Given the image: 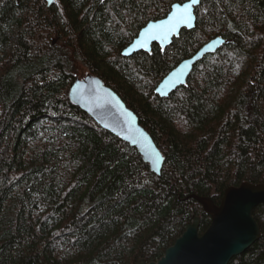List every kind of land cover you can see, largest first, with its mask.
I'll return each instance as SVG.
<instances>
[{"label": "trees", "instance_id": "obj_1", "mask_svg": "<svg viewBox=\"0 0 264 264\" xmlns=\"http://www.w3.org/2000/svg\"><path fill=\"white\" fill-rule=\"evenodd\" d=\"M185 0H0V264H137L160 258L201 215L191 193L219 203L264 182V0H202L196 26L172 43L122 50ZM168 96L156 87L215 36ZM92 73L139 116L164 156L161 175L135 146L70 96ZM261 236L228 264H264Z\"/></svg>", "mask_w": 264, "mask_h": 264}, {"label": "water", "instance_id": "obj_2", "mask_svg": "<svg viewBox=\"0 0 264 264\" xmlns=\"http://www.w3.org/2000/svg\"><path fill=\"white\" fill-rule=\"evenodd\" d=\"M51 6L55 0H46ZM202 0L176 1L161 18L151 19L122 50L129 56L137 51L151 52L154 43L166 47L180 34L183 27L196 26L195 9ZM226 38L218 35L204 43L193 55L175 65L159 82L156 92L168 96L185 84L195 63L208 52L220 48ZM69 96L88 112L103 128L135 146L153 172L161 175L164 156L152 135L141 124L137 113L130 108L111 86L92 73L77 76ZM210 215L211 221L203 233L199 226L201 215L193 214L185 230L168 246L157 260L141 258L137 264H228L231 258L248 249L261 236L260 225L253 210L264 204V182L242 181L228 186L219 203L211 196L191 193Z\"/></svg>", "mask_w": 264, "mask_h": 264}]
</instances>
